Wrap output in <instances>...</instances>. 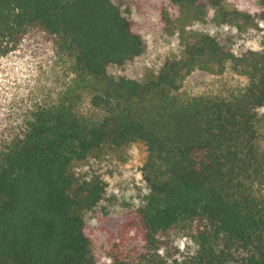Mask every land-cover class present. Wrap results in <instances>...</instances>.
<instances>
[{"label":"trees","instance_id":"obj_1","mask_svg":"<svg viewBox=\"0 0 264 264\" xmlns=\"http://www.w3.org/2000/svg\"><path fill=\"white\" fill-rule=\"evenodd\" d=\"M227 1L170 0L222 21L141 81L112 72L144 52L113 0H0V57L37 30L56 39L72 75L57 102L0 138V264H101L87 216L111 264H264V32L261 49L238 52L234 29L264 25V0L256 15L228 11ZM227 70L247 84L226 96L182 92L196 71ZM136 144L148 152L139 169L147 190L113 214L107 183L79 182L74 167Z\"/></svg>","mask_w":264,"mask_h":264},{"label":"rangeland","instance_id":"obj_2","mask_svg":"<svg viewBox=\"0 0 264 264\" xmlns=\"http://www.w3.org/2000/svg\"><path fill=\"white\" fill-rule=\"evenodd\" d=\"M113 1L134 23L144 41V52L131 65L112 72L141 81L157 78L167 61L183 57L195 35L212 33L214 24L222 21L215 9L208 8L206 18L198 19L194 11L172 7L170 0ZM224 7L231 12L256 15L261 10V3L260 0H228ZM229 21L225 22L226 26L231 25ZM239 24V29L234 28L240 34L238 52L261 49L264 25L243 21ZM70 65V59L59 48L56 39L37 30L29 32L17 51L0 57V138L20 130L37 106L58 101L72 77ZM246 84L247 80L232 70L222 75L196 71L187 79L182 92L187 96H226ZM89 109L86 98L82 110ZM147 157L143 144L104 147L76 164L74 171L79 182L101 178L107 183L103 207L114 214L124 209L127 201L137 206L143 202L147 189L139 169ZM86 218L88 234L93 237L100 263L111 264L105 255L106 244L96 234V220Z\"/></svg>","mask_w":264,"mask_h":264}]
</instances>
